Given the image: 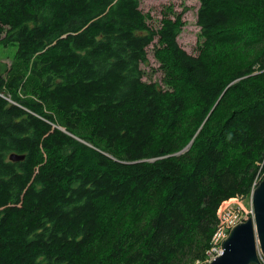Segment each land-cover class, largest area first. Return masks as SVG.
<instances>
[{"label": "trees", "instance_id": "1", "mask_svg": "<svg viewBox=\"0 0 264 264\" xmlns=\"http://www.w3.org/2000/svg\"><path fill=\"white\" fill-rule=\"evenodd\" d=\"M199 1L191 54L141 0H0V264L204 261L264 176V0Z\"/></svg>", "mask_w": 264, "mask_h": 264}, {"label": "rangeland", "instance_id": "2", "mask_svg": "<svg viewBox=\"0 0 264 264\" xmlns=\"http://www.w3.org/2000/svg\"><path fill=\"white\" fill-rule=\"evenodd\" d=\"M200 6L199 0H141V9L145 13H150L152 17L149 19V22L155 28H159L161 26V20L163 14L167 13L170 16L173 13H182V19L185 21L182 30L178 36V41L180 45L186 49L191 54H198L199 53V40L201 28L197 23V12ZM171 8L174 12L169 11ZM175 15H173L174 17ZM158 37L148 46V63H143L142 68L144 70V79L147 81H158L163 83L164 77V70L160 67V62L155 57V47L157 43ZM5 46V45H0ZM17 50V46L15 44H9L7 47L0 48V62H4L6 64H11L12 59L15 56ZM1 69V65H0ZM259 173V172H258ZM259 179L258 174L255 180ZM260 182V181H259ZM255 188V187H254ZM253 188V189H254ZM252 189V190H253ZM252 193V191H251ZM251 193L250 195L240 196V199H231L228 202H225L226 205H232L235 208L234 215L231 218V225L230 227H226L225 230L222 232L226 235L225 231L233 229L236 223L241 222L242 220H246L249 216H253L252 213V202H251ZM240 204V207H239ZM224 205V206H226ZM248 218L245 219L246 214ZM235 224L233 225V223ZM230 234V233H229ZM229 235H227L228 237ZM212 244V242H211ZM214 251V245L209 249ZM209 250L207 251V256L203 262L198 261L196 264H207L208 262L212 261L214 258V254H209ZM219 256V255H218ZM212 259V260H211ZM215 259V258H214Z\"/></svg>", "mask_w": 264, "mask_h": 264}, {"label": "water", "instance_id": "3", "mask_svg": "<svg viewBox=\"0 0 264 264\" xmlns=\"http://www.w3.org/2000/svg\"><path fill=\"white\" fill-rule=\"evenodd\" d=\"M24 154L12 152L10 159L20 160ZM254 215L233 227L223 242V252L207 264H263L264 256V176L253 190Z\"/></svg>", "mask_w": 264, "mask_h": 264}, {"label": "built area", "instance_id": "4", "mask_svg": "<svg viewBox=\"0 0 264 264\" xmlns=\"http://www.w3.org/2000/svg\"><path fill=\"white\" fill-rule=\"evenodd\" d=\"M259 179L255 180L253 183V188L256 187L259 184V181H261V179L263 178V175H258ZM231 199H240V196H235V197H231L228 200H225L220 207L218 208V217H219V223L217 225V231L215 233V235L213 236L212 239V244L214 245V251L209 250V254H214L213 257L216 258L218 255L222 254L223 252V242L224 240L227 238V235H229V231L231 229V226H229V224L231 225V218L234 215V212L236 211L234 207H232V205H226L225 202L230 201ZM226 205V206H224ZM240 207V204H239ZM252 213H254L253 209H252ZM250 213L246 214V218H248V215ZM243 221V220H242ZM235 224V222L233 223V225ZM238 223H236L235 225H237ZM234 225V226H235ZM226 227H230L229 230H226L225 233L226 235L222 232L223 230H225ZM260 257L261 260L264 264V256L260 253ZM212 258V259H214ZM211 259V260H212Z\"/></svg>", "mask_w": 264, "mask_h": 264}, {"label": "bare ground", "instance_id": "5", "mask_svg": "<svg viewBox=\"0 0 264 264\" xmlns=\"http://www.w3.org/2000/svg\"><path fill=\"white\" fill-rule=\"evenodd\" d=\"M68 145H69V144H68ZM70 145H71V144H70ZM68 147H69V146H68ZM65 148H66V147H65ZM72 148H73V147H72ZM9 157H10V155H9ZM256 187H257V186H256ZM256 187H255V188H256ZM255 188H254V189H255ZM254 189H253V190H254ZM253 190H252V192H253ZM251 195H252V193H251ZM253 211H254V209H253ZM253 215H254V213H253Z\"/></svg>", "mask_w": 264, "mask_h": 264}]
</instances>
